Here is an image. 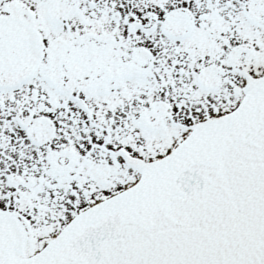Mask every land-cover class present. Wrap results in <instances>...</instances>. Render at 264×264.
Listing matches in <instances>:
<instances>
[{
	"label": "snow or ice",
	"instance_id": "1",
	"mask_svg": "<svg viewBox=\"0 0 264 264\" xmlns=\"http://www.w3.org/2000/svg\"><path fill=\"white\" fill-rule=\"evenodd\" d=\"M0 264H264V0H0Z\"/></svg>",
	"mask_w": 264,
	"mask_h": 264
}]
</instances>
